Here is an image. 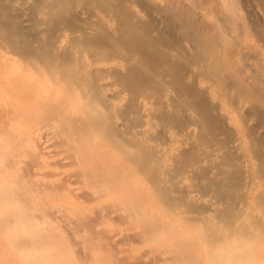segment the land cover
<instances>
[{
  "label": "bare ground",
  "instance_id": "obj_1",
  "mask_svg": "<svg viewBox=\"0 0 264 264\" xmlns=\"http://www.w3.org/2000/svg\"><path fill=\"white\" fill-rule=\"evenodd\" d=\"M245 2L0 0V264H264Z\"/></svg>",
  "mask_w": 264,
  "mask_h": 264
},
{
  "label": "rangeland",
  "instance_id": "obj_2",
  "mask_svg": "<svg viewBox=\"0 0 264 264\" xmlns=\"http://www.w3.org/2000/svg\"><path fill=\"white\" fill-rule=\"evenodd\" d=\"M245 1H246L245 3H247V4L249 3L247 6H249L251 4L252 6L251 5L250 6L254 8L255 13H256V15L254 14L256 16L255 18H257V16H260L261 20L259 19V17H258V20H260V22H263V17L262 16H264V0H245ZM244 5H246V4H244ZM255 35H256L255 33H251V37L250 38L251 39H254L255 41H257L256 39L259 38L258 39V43H261V42L264 43V40H262V37L261 36H259V35H256L255 36ZM8 48H10V47L8 46ZM15 57H16L15 59H12L10 61V63H9L10 64V67L9 68H12L13 65H16L19 62V60H21V58H20L19 55H16ZM1 98H2V100L0 101L1 102V104H0V110L1 111H9V112H11V116H13V117L25 116V115H23V112H25L24 109L26 108V106H24V105H26L28 103V101L23 100L21 98L19 92L16 94V96L14 97V99L17 100V101L23 102V105H13V103H11L12 100H6L4 98V96L1 97ZM40 115H41V113H39L38 116H40ZM34 160H35V157H34ZM39 163H40V160H35L34 161V164L33 165L35 166V168L38 167V164ZM116 248H118V245L114 248L115 249V256L117 258V259L115 258L116 260L114 259L116 261V263L117 264H121V263L122 264H125V262H126V264H132V262L126 261V259H124L125 257H123V255H125V254H123V251H122V248L123 247L122 246L121 247L119 246L120 249L118 248V250L122 251V254H121L120 251H119V253L116 252V251H118ZM120 254L122 255V258H121V255ZM117 255L120 256V257H117ZM120 260H122V262ZM123 260H124V262H123Z\"/></svg>",
  "mask_w": 264,
  "mask_h": 264
}]
</instances>
